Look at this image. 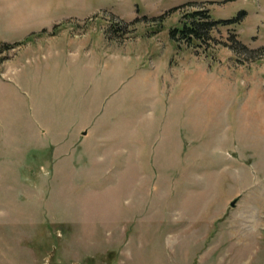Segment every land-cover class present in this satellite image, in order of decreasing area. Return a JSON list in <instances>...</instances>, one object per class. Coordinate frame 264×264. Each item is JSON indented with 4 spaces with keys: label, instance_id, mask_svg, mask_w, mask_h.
<instances>
[{
    "label": "rangeland",
    "instance_id": "obj_1",
    "mask_svg": "<svg viewBox=\"0 0 264 264\" xmlns=\"http://www.w3.org/2000/svg\"><path fill=\"white\" fill-rule=\"evenodd\" d=\"M0 264H264V0H0Z\"/></svg>",
    "mask_w": 264,
    "mask_h": 264
},
{
    "label": "trees",
    "instance_id": "obj_2",
    "mask_svg": "<svg viewBox=\"0 0 264 264\" xmlns=\"http://www.w3.org/2000/svg\"><path fill=\"white\" fill-rule=\"evenodd\" d=\"M189 17V21L184 23L182 30L174 29L172 31V37L177 38L179 41L184 40L189 44L192 43L193 40L205 42L209 36L210 30L217 22L211 21L209 15L204 11H197L190 14ZM229 22L230 21L223 23ZM236 44L238 45V50L246 49L239 41H237ZM8 47L11 48V46Z\"/></svg>",
    "mask_w": 264,
    "mask_h": 264
},
{
    "label": "water",
    "instance_id": "obj_3",
    "mask_svg": "<svg viewBox=\"0 0 264 264\" xmlns=\"http://www.w3.org/2000/svg\"><path fill=\"white\" fill-rule=\"evenodd\" d=\"M236 202L237 200H234L232 203H231V206L234 207L236 205Z\"/></svg>",
    "mask_w": 264,
    "mask_h": 264
}]
</instances>
